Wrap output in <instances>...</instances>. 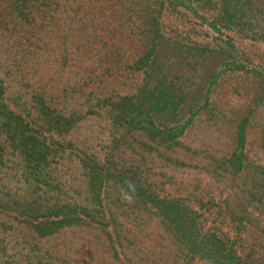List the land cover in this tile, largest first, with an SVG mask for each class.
<instances>
[{"label": "rangeland", "instance_id": "1", "mask_svg": "<svg viewBox=\"0 0 264 264\" xmlns=\"http://www.w3.org/2000/svg\"><path fill=\"white\" fill-rule=\"evenodd\" d=\"M13 1L0 0V264H216L198 251L204 234L222 238L244 261L264 264V89L257 78L264 75V41L257 39L264 0H231L245 31L211 29L218 12L207 4L167 13L169 36L223 50L200 65L187 59L182 62L191 65L175 67L185 92L204 82L208 64L218 62L212 68L222 71L207 109L175 145L118 131L100 102L136 94L145 82L144 72L130 67L139 49L120 13L128 0H58L50 9L34 1L20 11ZM233 63L246 68L236 71ZM7 109L15 119L4 117ZM236 112L249 117L247 157L238 173L226 162ZM13 122L28 124L35 154L46 160L27 161L20 133L4 126ZM95 160L102 174L142 179L171 200L185 235L115 180H105L102 205L95 202L86 169ZM62 204L85 208L83 221L47 237L28 225Z\"/></svg>", "mask_w": 264, "mask_h": 264}, {"label": "trees", "instance_id": "2", "mask_svg": "<svg viewBox=\"0 0 264 264\" xmlns=\"http://www.w3.org/2000/svg\"><path fill=\"white\" fill-rule=\"evenodd\" d=\"M34 1L46 6L48 9L53 6L58 7L60 3L58 0H15L12 5L13 8L20 11ZM128 2L130 3L123 6L120 13H123V15L125 13L128 16V21L125 22L130 24L128 29L134 36L133 41H137L134 45H138L139 49L133 56L130 67L136 71H143L145 82L136 94L118 97L110 96L100 102H103V105L108 107L112 123L118 125V131L122 130V132H125L124 134L131 135L141 133L152 141L159 139L170 145L178 144V139L184 134L194 118L207 109L211 85L216 83L222 71L219 73L214 72L215 69L212 67L217 65L218 62L215 63L211 59L215 64H208V67L204 65L206 69L202 76V81L208 83L209 86L206 87L205 83L202 82L198 85V88L196 87V90L192 89L190 92H185L178 84V73L180 70L175 67L191 65L190 61L184 64L187 59H194L195 63L200 65L209 57L216 55L219 51L223 52V50L222 46L219 47L220 49L217 52L214 48L210 49L194 42H187L188 40L185 38L169 36L164 24L167 13L172 9L177 11L176 8L179 6L190 7L191 3H195L196 7H200V4H207L218 12L216 17L209 22V27L214 31L221 33V29L233 27H239V31H245L246 23H244L243 18L236 19L238 17L237 6H233L231 0H128ZM240 3L241 1L238 0L237 4ZM112 4L114 3H111L109 9H113L114 5ZM192 10L196 13V9L192 8ZM114 14L116 13L114 12ZM201 19L207 21V18L203 16H201ZM257 35H261L257 39L264 41V32ZM118 55L120 56L121 54L119 53ZM182 60L184 61L182 62ZM158 62L162 64L159 65ZM231 65H234L233 69L236 71H242L246 68L244 64L233 63ZM257 78H262L258 85L260 84V88L264 89V75L258 73ZM4 94L5 88L3 90L0 84V100ZM202 95L203 102L199 101ZM6 111H8L7 113L4 112L6 119H15L13 111L8 109ZM92 113L96 112L92 111ZM244 114L246 113H235L237 123L233 130L234 150L226 161L237 173L243 170L244 160L247 157L245 144L249 117ZM46 116V121H49ZM187 116L189 117L186 118ZM18 118L22 119V117ZM4 126L10 127V131L20 133L17 142H19L20 152H26L28 162L32 161V158L34 160L47 158L46 154L43 155V153L39 152L40 157L35 154L37 146L33 143L29 131L26 130L29 127L28 124L13 122L11 126L6 123H4ZM86 169L89 177V190L95 202L102 205L101 195L105 180H115V184H120L123 189L131 193L132 197H138V199L144 200L146 203H152L160 213L173 221L185 235L187 228L185 229L181 224L182 213L176 214L173 211L175 206L171 200L158 197L145 187L141 181H137L142 179L129 178L125 173L118 174L115 178H110L111 172L105 175L102 174L105 168H102V165H99L96 160L94 165L86 166ZM80 212L84 214L87 213V210L85 208L79 210L76 205L73 207L63 204L55 205L50 208L49 213L46 212L41 218L31 222L29 220L26 221L40 237H47L63 228L83 221ZM85 215L94 219L92 215ZM197 247L204 259H210L216 264H260L256 260L244 261L242 257L236 255L235 248H225L223 239L215 234H204V238H199L197 241Z\"/></svg>", "mask_w": 264, "mask_h": 264}]
</instances>
